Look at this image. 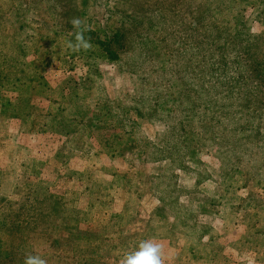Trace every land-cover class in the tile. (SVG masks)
I'll return each mask as SVG.
<instances>
[{
    "label": "rangeland",
    "instance_id": "1",
    "mask_svg": "<svg viewBox=\"0 0 264 264\" xmlns=\"http://www.w3.org/2000/svg\"><path fill=\"white\" fill-rule=\"evenodd\" d=\"M82 1L0 0V264H264L262 6Z\"/></svg>",
    "mask_w": 264,
    "mask_h": 264
},
{
    "label": "clouds",
    "instance_id": "2",
    "mask_svg": "<svg viewBox=\"0 0 264 264\" xmlns=\"http://www.w3.org/2000/svg\"><path fill=\"white\" fill-rule=\"evenodd\" d=\"M73 24L78 26L80 21L78 19L74 20ZM75 40L76 43H68L69 48L78 50L80 48L87 49L90 46L82 33H77ZM160 252L159 244L151 240H145L137 246L136 250L126 253L121 260V264H162ZM24 264H47V261L40 255L29 254L25 257Z\"/></svg>",
    "mask_w": 264,
    "mask_h": 264
},
{
    "label": "trees",
    "instance_id": "3",
    "mask_svg": "<svg viewBox=\"0 0 264 264\" xmlns=\"http://www.w3.org/2000/svg\"><path fill=\"white\" fill-rule=\"evenodd\" d=\"M257 2H258V4L259 5H261L262 7H261V9H260V11H259V14H257L256 16H255V18H257V16H261V15H264V0H256ZM83 2V7L86 5V7L89 9V5L91 6V8H93V7H96V6H99L100 5V3H106V0H83L82 1ZM102 7H103V9L104 10H107V11H109L110 10V8L108 7V6H106V4L105 5H101ZM106 40V39H105ZM107 42H103V41H101V43L100 42H98V44L100 45V46H102L101 48H102V50H103V52H106V54H109V55H112L113 53V50H114V47H113V45H111V41L110 40H106ZM262 67L264 68V64H262ZM262 78H263V80H264V70L262 71ZM46 204V203H45ZM51 209H52V206H51ZM14 224V223H13ZM39 223H37L36 225H38ZM0 225H3V223H1ZM20 226H22L23 228H26L25 226L26 225H23L22 223H21V225Z\"/></svg>",
    "mask_w": 264,
    "mask_h": 264
}]
</instances>
